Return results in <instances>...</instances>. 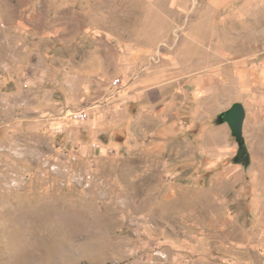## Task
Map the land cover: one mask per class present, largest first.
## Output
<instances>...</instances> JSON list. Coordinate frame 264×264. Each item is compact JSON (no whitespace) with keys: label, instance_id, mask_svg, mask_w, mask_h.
I'll list each match as a JSON object with an SVG mask.
<instances>
[{"label":"rangeland","instance_id":"rangeland-1","mask_svg":"<svg viewBox=\"0 0 264 264\" xmlns=\"http://www.w3.org/2000/svg\"><path fill=\"white\" fill-rule=\"evenodd\" d=\"M0 264H264V0H0Z\"/></svg>","mask_w":264,"mask_h":264},{"label":"water","instance_id":"water-1","mask_svg":"<svg viewBox=\"0 0 264 264\" xmlns=\"http://www.w3.org/2000/svg\"><path fill=\"white\" fill-rule=\"evenodd\" d=\"M247 117L246 108L242 103H235L229 110L221 113L217 117L218 123H226L229 125L233 137H235L239 149L240 156L236 159L237 162H250L248 152L246 150V141L244 136V125Z\"/></svg>","mask_w":264,"mask_h":264},{"label":"crops","instance_id":"crops-1","mask_svg":"<svg viewBox=\"0 0 264 264\" xmlns=\"http://www.w3.org/2000/svg\"><path fill=\"white\" fill-rule=\"evenodd\" d=\"M216 1H221V0H216Z\"/></svg>","mask_w":264,"mask_h":264},{"label":"flooded vegetation","instance_id":"flooded-vegetation-1","mask_svg":"<svg viewBox=\"0 0 264 264\" xmlns=\"http://www.w3.org/2000/svg\"><path fill=\"white\" fill-rule=\"evenodd\" d=\"M239 156H240V152H239Z\"/></svg>","mask_w":264,"mask_h":264}]
</instances>
